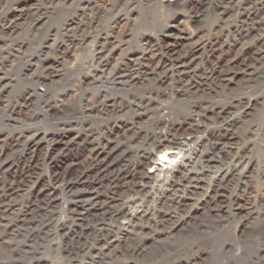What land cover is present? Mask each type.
<instances>
[{"label": "bare ground", "instance_id": "1", "mask_svg": "<svg viewBox=\"0 0 264 264\" xmlns=\"http://www.w3.org/2000/svg\"><path fill=\"white\" fill-rule=\"evenodd\" d=\"M133 1L136 2V0H123L122 4H125L124 6L130 5V2L132 3ZM137 1L147 4L154 2V0ZM181 1L167 0L165 8L172 10ZM259 2L254 7H248L242 4V0H223V2H219V0H184L186 9L192 15L189 19L195 27L193 33L188 31L182 23L166 24L164 25L166 26L165 31H162L164 29L162 27L154 35L140 32L136 33L137 35L132 32L131 34L130 32L129 34L126 33V37L133 38L136 36L137 49H129L127 51L125 49L116 63L113 62V56L122 49L123 41L112 36L111 31H113L114 26H109V29L106 30L104 24L108 25V21H106L107 13L111 12L113 14L117 10L121 11L120 6L122 5L119 7L114 5L113 8L112 0H93V13L95 14L90 19V22H83L82 26L79 25L77 28L69 30V32L82 30L81 39L76 38L75 35L72 38L73 40L70 39L57 45L51 54L43 53V51L41 53H29L24 51L26 46H21L22 44L17 49L12 48V46L6 47V49L0 48V110L3 113L8 112L7 114L10 116V118H7L8 122L15 124V126L20 125L22 129H26L24 127H28L32 123H38L40 116H42V111H38L39 108H36L39 99L45 97L50 90V85L55 80L62 79L69 73V65L76 66L80 63L79 52L88 47L91 52L89 57L90 66L88 67L90 71H88L86 76L92 78V84L100 83V88L105 87V91H99V95L103 99L98 100L97 103L92 102V105L94 106L96 103L97 111L99 108H110L113 111L116 110V107L118 109V106L119 108H124L120 102L117 104V98L111 99V96L110 99L107 98V93L111 91L116 92V94L124 91L128 92V94L132 93L134 98V100L130 101L128 109L134 108L138 113L137 116L135 112L136 120H126L116 115L114 118L111 116L113 118L111 122L110 120H105L108 124L105 121L103 122V118H100V125L105 124L111 130L103 142L96 139L99 143L95 149L94 158L91 160L93 167L85 169L76 182H67L66 187L63 177L54 176L51 184L49 183V186L47 184L41 189L40 193L45 196L42 203L40 202L41 204L26 203L22 200L23 197L25 198L26 193L30 197L35 193V188L40 181L39 170L37 169L30 168L31 170L22 175L24 184H18L14 180L8 183L5 189L3 187V191L0 194V264H10L8 256L11 255L10 257H13L12 255L16 256L17 253L19 255L21 252V247H19L21 242L19 243V240L25 237L24 235L29 229L38 225L42 216L47 217L57 208L59 204L58 190L61 191L65 187L66 191H71L79 183H81L80 185H86V180L92 175H96L98 179L109 178L107 188H97V185L102 186L100 184L95 187L86 185V193L94 197L81 200L78 203L73 202V207H69L73 222L71 228H68L67 238L78 233H80V237L78 236L72 241L71 247L68 246L69 244L65 246L61 244V251L67 253V260L73 258L84 259L83 256L87 257L86 252L90 250L92 244H86L87 240L85 243H81L80 239L87 237L85 235L88 234L89 229L97 230V233L102 234V232L111 230L120 219L134 218L131 209L146 199L143 195L146 189L150 187L153 190L156 184L165 182L166 178L160 181L159 174L171 173L170 169L165 167L166 165L168 167L173 166L179 158H185L188 153L196 151L199 144H202V146L204 144L207 145L205 147L211 146L213 150L217 148V145L222 141V137H226L222 135V127L226 126L227 128L224 130V134L231 127L232 123H230L229 117L242 109L247 111L242 112L240 117L245 114L249 115L247 112L255 109L260 103L257 98H252L253 95L251 97L253 92L251 91L252 87L249 86L254 78L264 75V0H259ZM35 3H38V1L18 0L15 3L11 10L15 17L8 27L12 38L17 33H35L44 20L43 17L47 16L48 13H42L40 7H35L37 6ZM233 4L234 6H232ZM211 10L214 14L219 13V16L216 17L218 22L214 27L206 31L198 24V18L204 13H212L210 12ZM115 24L116 21L113 25ZM143 25L144 28H147V26H155V23L145 21ZM223 26L227 28V34H224L223 31V33L219 34V29ZM80 27L83 29H80ZM133 27L138 28L140 25L134 23ZM67 31L66 29V37ZM199 36L201 37L199 38ZM111 39L114 42H111ZM177 46L183 47V53L173 55L172 51ZM247 53H251L254 58L247 60L245 57ZM15 62L21 65L22 70L30 74V85L29 87L24 85L26 87L17 95L15 101L11 103L9 90L13 88L12 83L15 80L8 73V69H13ZM81 69H87L83 59ZM89 72H92V74H89ZM245 82L247 84L244 86ZM39 88L45 90L43 91L44 94L42 90L39 91ZM137 89L138 91H135ZM140 91H143L142 93L144 94L140 93V96H138L137 94ZM64 94L66 93H60L59 97L61 98ZM176 97L182 102L173 101L174 107L178 108V116L180 117L181 115V120L179 119L178 123L171 121L170 115L174 110L170 102L166 103L165 106L160 104L161 108H157V112L154 111L152 113L153 109L151 110L150 106L157 99L170 98L172 102V99H176ZM8 102L11 105L7 104ZM59 102L61 103L60 100ZM3 103L5 104L2 106ZM215 104H217V107L211 110L212 120L222 121V118L228 119H226V124L225 121L221 123L223 126L221 125L211 130L208 124L211 121H209L207 115L209 113L208 109L214 108ZM70 105V103H65L59 107L53 105L52 102H49L48 106L46 103L47 113L50 110H55L53 115L56 118L60 116L59 120H61L62 125L64 124L63 128L56 133L40 135L38 131L30 129L17 131V127H12L11 125V129L6 125L7 130H9L8 134L0 131V177L5 176L13 168L14 164H11L10 158L20 149H24L23 153L28 154L37 150L43 143L54 147L65 144L63 132L66 130L64 126L68 125L69 122H63V120L68 119L66 116L70 108H76V105ZM93 108L89 109L88 106L86 110L90 111ZM148 117H151L153 121L150 125L151 132L145 131L141 127ZM172 118L174 119L175 117L172 115ZM0 121H3V123L5 121L2 116ZM262 122L260 137L262 143H264V118ZM185 124H189V129L187 131L184 129L185 133L181 134L180 132L183 131ZM16 131L17 133H15ZM129 134H131V137H129ZM199 134L202 135L200 136ZM243 135H234L228 140L227 145L223 146L225 147L226 156L233 153V147L238 144L241 137H244ZM90 137L83 138L80 143L74 140L70 144L66 142V147L71 148V151L74 149L76 152L90 143L88 142ZM75 146L77 147L75 148ZM66 150H63L64 154H60V160L66 156ZM155 154L160 155L157 162ZM244 157H241L240 161ZM208 160L210 161L212 158ZM205 161L207 160L205 159ZM209 161L205 163L204 157L197 154L194 159L190 158V162L187 164L191 163L195 168L200 166L203 170L201 174L195 175L193 173L192 177L187 175L182 180H179L182 175L180 176V174L175 172L178 175L174 173L173 179L167 181L166 191L169 192V196L164 198H166L165 202L169 201L168 204H171L168 207L172 208L168 210L165 207L168 211L178 214L181 207L186 204L187 200L185 199L187 196H192L199 184L209 178L210 174H207L204 168L209 170L218 168V166L209 165ZM122 162H125V164L121 168ZM151 164L155 169L154 175H151L152 171L150 173L145 172V168ZM161 164L164 166H161ZM244 165V168L238 171L236 177H234L235 181L233 179L227 180L229 169L225 171L224 176L218 169L217 189L213 190L209 197L202 202L206 214L220 215L221 209L227 207L231 216H245L246 223L255 222L259 218L257 213L259 212V201L254 198L251 192L250 176H246L247 169L251 167L252 161L249 159L244 162ZM164 167L167 169L166 171H164ZM260 178L264 180V164L260 170ZM225 181L227 185L222 186ZM240 185L245 188L244 193L236 197V204L233 205L231 198ZM102 192L105 197L99 199ZM220 192H222L223 196L222 203L217 200ZM154 202L161 204L160 199ZM79 203L82 204L80 207H78ZM160 210L162 211V209ZM160 210H156L154 214L152 212V216L155 218L151 229H149L150 232L155 230L156 236L159 237L145 238L149 232L144 231V227L137 225H131L127 230H121L122 232L118 229L119 231L116 230L117 232L113 236L114 239L109 243H105L96 256H89L90 258L87 259L89 262L86 264H185L183 260L185 258L187 264H208L212 258L211 246L205 248L196 242L189 243L192 241L188 237L190 230L188 231V226H183L184 223L183 225L178 224L177 228L182 227L175 232L163 233L167 221H172L174 218L170 215L167 217L159 215L161 219L156 221L158 219L157 214H159L157 211ZM142 214L144 216H141L140 219H147V212L144 211ZM52 215H54V212ZM207 217L209 216L207 215ZM190 218L186 219L189 220ZM182 219L183 217L179 215L178 221L180 222ZM85 224H87V227H90V225L91 227L86 230L82 229ZM51 225V223L47 225L48 229ZM60 228L55 225L56 233H58ZM50 232L48 230L43 240L51 239L52 233ZM95 238H98L97 234H95ZM77 248L78 252L75 251ZM37 264L48 263L38 261Z\"/></svg>", "mask_w": 264, "mask_h": 264}, {"label": "rangeland", "instance_id": "2", "mask_svg": "<svg viewBox=\"0 0 264 264\" xmlns=\"http://www.w3.org/2000/svg\"><path fill=\"white\" fill-rule=\"evenodd\" d=\"M17 1L18 0H0V48L1 49H6V47H11V46L12 48L17 49L22 44L21 46L23 45L26 46V49H24V51H28L29 53L32 52L41 53L43 51V53L51 54L53 52V49L57 47V45L67 42L68 40L72 39L75 35L76 38L81 39L82 37L81 35L83 33L82 30H76L77 33L75 31L69 32V30H72L73 28H77L79 25L82 26L83 22L84 23L90 22V19L95 14L93 13L94 12L93 0L91 1L35 0L38 1V3H35L37 5L35 7H40L42 13H48L47 16L43 17L44 20L41 22L35 33L21 31L22 33H17L13 35L12 38V35L9 32L8 27L14 20L15 16L11 12V10ZM254 1L257 2L255 3ZM122 2L123 0L121 1L112 0L113 8L114 5H116L117 7L122 5L120 6L121 11L117 10L113 14L111 12H108L106 19V21H108L107 22L108 25L106 26V23L104 24L106 30L109 29L108 28L109 26L111 27L114 26L113 31L110 30L112 36H114V38L117 37L118 39H121L123 41L122 49L119 52H116V54L113 56L114 63H116L120 59V57L122 56L121 53H123L125 49L126 51L129 49L132 50L137 49V44L135 41L136 36L133 37L134 39L132 37H126L127 36L126 33L129 34L130 32L131 34L132 32L135 33V35H137L136 33L140 32V33H148L154 35L162 27L164 28L162 31H165L166 26L164 25L166 24L173 25L179 23H182L183 26H185L186 29L191 33L194 32L195 27L194 25H192L189 19V17H191L192 15H190L189 11L186 9L184 0H182L181 3H179V5L173 8L172 10H168L165 8L167 4V0H154V2L156 3L153 2L151 4H147L142 1L139 2L136 0V2L134 1L132 3L130 2V5L127 4L126 6H124L125 4H122ZM219 2H223V0H219ZM113 3H117V4H113ZM257 3H260L259 0H242V4L248 7L251 6L254 7L255 5H257ZM232 6H234V4ZM117 7L115 8L117 9ZM210 12H212V10ZM218 16L219 13H215V14L213 12L210 14L204 13L202 14V16L200 15V18H198V22H199L198 24H200L201 28L207 31L217 24L218 21L216 17ZM114 17L116 18L114 19ZM103 21L105 22V20ZM115 21L116 24L113 25ZM145 21H148L149 23L150 22L155 23V26L153 25L155 28L153 26H147V28H151V29L144 28L143 24L145 23ZM156 22H158V24H156ZM134 23H136V25H140V27L138 28L133 27ZM66 29L68 30L67 37L65 36ZM80 29L83 28L80 27ZM222 31L224 32V34H227L226 27L223 26L221 29H219V34L223 33ZM200 37L201 36H199V38ZM110 41L114 42V40L112 39ZM182 51H183V47L177 46L172 51V53L173 55H179L183 53ZM199 54L201 55V53ZM90 56H91V52L89 47L79 52V59H81L80 63H78L76 66L69 65L70 67L69 73H67L64 78L55 80L54 83L50 85L49 88L50 90L45 95V97L39 99L36 108L37 109L39 108L38 111L40 110L42 111V116H40L38 123H32V125L28 127L27 126L24 127L26 129L38 131L40 135H43L45 133H56L63 128L64 124L62 125L61 120H59L60 116L56 118V116L53 115L55 110H50L47 113L48 109H46V103L48 106L49 102H52L53 105H57L59 107L60 105L65 103L76 105V108L72 107L70 108L69 111H67L66 118L68 119L63 120V122L64 121L69 122L68 125L64 126L66 130L65 132H63L65 137L64 140L65 144H63L62 146L54 147L43 143L37 150L31 151L28 154L23 153L24 149L23 150L20 149V151L13 154L11 158L9 156V158L11 159L9 160L11 161V164H14V166L13 168H11V170H9V172L5 174V176L3 175L0 177V194L3 191V187L5 189V186L11 181L15 180V182L18 184H24L22 175H25V173H27L28 170L37 169L39 170L40 181L37 187L35 188V193L32 195V197H30L26 193L25 198L23 197L22 200L23 202L25 201L26 203L41 204L45 198L44 194L40 193L41 189L44 186H47V184L49 186L54 176L61 178L63 177L65 179V187H66L67 182L69 183L76 182L82 176L81 174H83L85 169H91L93 167L91 164V160L92 158H94L95 149L97 147V144L99 143L96 139H99L100 142H103L106 139V137L109 135L111 130L109 127L107 128L105 124L102 126L100 125L101 124L100 118L101 119L103 118V122L105 120L107 121L110 120L111 122V120L115 117V115L120 116L122 119H126V120L137 119L136 118L138 116L137 111H135L134 108H132L131 110L128 109L130 101L134 100L133 95L132 93L128 94V92H124V91H121L117 94L114 91H111L110 92L111 94L107 93L108 99H110V96L111 99L117 98L116 99L117 104L118 102H120L124 108H119L118 106V109L116 107V110L114 111L110 108L108 109L99 108L100 111L99 110L97 111L95 104L98 102V100L103 99L101 95H99V91L100 90L105 91L104 90L105 87L100 88L101 86L100 83L92 84V78L86 76L88 75V71H90L88 69V67L90 66V61H89ZM245 57L247 60H251L254 58L251 53H247ZM82 59L87 69H81ZM8 70L10 76H12V78L15 80L14 83H12L13 88H10L9 90V98L11 97L10 102L12 103L13 101H15V98L22 91L23 88H25L26 86L29 87L30 74L22 70L21 65L18 64L17 62H15L13 69L10 68ZM89 74H92V72H89ZM246 84L247 83L245 82L244 86ZM249 86L252 87L251 91L253 92L251 94V97L253 95L252 98L253 99L257 98L260 101V103L255 109L247 112L249 115L245 114L242 117H240V114L242 112L247 111L246 109L244 110L242 109L239 112L234 113L231 117H229L230 123L232 124L231 127L225 132V134H224V130H226L227 128L226 126H224V128L222 127V132H223L222 135L226 136L224 138L222 137V141H221L222 144L221 143L218 144L217 148L214 150L212 149L211 146L205 147L207 145L204 144L202 146V144H199L197 146L198 149L196 148V151H194L193 153L191 152L188 153L185 158H181V159L179 158L173 164V166L168 167V165H166L165 167L167 169H170L169 171H171V173L159 174L158 177L160 181H163L166 178L165 182L156 184L153 190L150 187L146 189V192H144L143 194L144 198L146 199L141 204L137 206L135 205V207L131 209L132 216L134 218L127 220L120 219L119 221L116 222V224H114L111 230L102 232V234L97 233V230L94 229L90 230L89 228L91 227V225L90 227H87L86 226L87 224L83 226L82 229L85 230L89 229V231L88 234L85 235V237L86 236L87 237L80 239V241L81 243H85L87 240L86 244L87 243L92 244L90 250L86 252L87 257L81 255L83 256L84 259L73 258L71 260H67L66 258L67 253L61 251V244L62 245L64 244V246L69 244L68 246H70L72 245L73 243L72 241L74 239H76L78 236L80 237L79 235L80 233H78L74 236L67 238L69 232L68 228H71L73 222V219L69 212L70 209L69 207L70 206L73 207V202L78 203L81 200H86L88 198L94 197L91 194L88 195V193H86L87 186L95 187L97 184H100L102 186L97 185V188L100 189L107 188L108 187L107 183L109 180L108 177L103 179H98L96 175H92L89 179L86 180L87 186L80 185L81 183H79V185L75 186L71 191L70 190L66 191L65 187L61 191L58 190L57 194L59 196L58 197L59 204L57 208L53 211L54 215H52L53 214L52 212L47 217L42 216L41 217L42 219L41 218L39 219L40 224L38 223V225H36L37 227L35 226L28 230V232L24 235L25 237L22 238V240L20 239L21 241L19 240V243L21 242V244H19V247H21L20 254L18 255L17 253L16 256L12 255L13 257H10L11 255H9L8 256L9 263L16 264V262L18 261L17 264H37L38 261H45L48 264H86L89 262L87 259H89L91 256H96L98 254V251L104 247L105 243H109L114 239L113 236H115V232L119 230L120 231L127 230L131 225L144 227L145 228L144 231L149 232L147 233V236L145 238L151 239L152 237H159L156 236L157 234H155V230H153V232H150L149 229H151V225L154 223V218H155L154 216H152V212L154 214L156 210L162 209L163 212L161 210L157 211V213L159 214H157L158 217L156 216L158 218L156 221H159V219H161L159 218V215L165 217L170 215L174 218L172 221H167V224H165L164 226L165 228L163 229V233L166 234L172 231L175 232L182 227L180 226L177 228V226H179L180 224L183 225L184 223L183 226L184 227L188 226L189 227L188 231L190 230L188 237H190L192 241L189 243L196 242L200 244L201 247H205V248L211 246L212 258L208 264H264V203H263L264 180L260 178V170L262 169V166L264 164V145H263L264 143H262L260 137L261 126L263 125L262 119L264 118V75L259 78L258 77L254 78L252 80V83L249 84ZM41 90L42 93L44 94L43 91L45 90H43V88H39V91ZM135 91H138V89ZM135 91L133 92L135 93ZM144 91L147 92L146 90ZM142 92L143 91L138 92L137 95L140 96L139 95L140 93L143 95L144 93ZM60 93L61 94L66 93V94H64L60 98L59 97ZM59 100L61 101V103L59 102ZM173 101L182 103L181 101H179L178 97H176V99L173 98L172 102L170 98L157 99L150 106L151 110L153 109L152 113H154V111L157 112V110L161 108V106H159L160 104L165 106L166 103L170 102L171 107H173L172 109L174 110L173 113L170 115V118L172 119L170 120L175 121V123H178L179 122L178 120L179 119L181 120V115L180 117L178 116L179 115L177 110L178 108L174 107ZM10 102H8L7 104L11 105ZM92 102H96L94 106L92 105ZM4 104L5 103H3L2 106ZM215 105L216 106L214 108L208 107L209 113L207 111L208 113L207 118L209 119V121H211L208 122L209 126L211 127L210 128L211 130L221 126L222 125L221 123L223 121H225L226 124L227 123L226 119H228V118H224V119L222 118V121L220 120L217 121L215 119L212 120L213 116L211 115V110L217 107V104ZM88 106L89 109L93 107L94 108L90 111L86 110ZM155 108L156 110H154ZM135 112L137 116L135 115ZM7 113L6 112L3 113V111L0 110V117L2 116L3 119L5 120L4 123L3 121L2 122L0 121V131H3L4 134H8L9 130H7L6 125L8 126L9 129H11L10 127L11 125L12 127H17V131H21L22 127H20V125L15 126V124L8 122L7 118H10V116ZM172 115L173 117H175L174 119L172 118ZM105 123L108 124V122L106 121ZM152 123L153 121L151 120V117L150 118L148 117V119L145 120V122L141 127L143 130L145 129V131L147 130L151 132L150 125ZM188 125L189 124H185V126L183 127V131L180 132L181 134L185 133L184 129H186V131L189 129ZM26 129H22V131ZM17 131L15 133H17ZM234 135L235 136L243 135L244 137L243 138L241 137L240 138L241 140L239 139L238 144L233 147V151H232L233 153L229 156H226L224 152L225 147L223 146ZM85 137L87 138L90 137L88 141L90 143L86 144L78 151L75 152L74 149L71 151L70 150L71 148L66 147V142L67 143L69 142V144L73 143L74 141L80 143L82 142V139ZM129 137H131V134H129ZM76 147L77 146H75V148ZM64 149L65 150L67 149L66 156L63 155L64 157H62V159L60 160V154L63 153ZM197 154L198 155L200 154L201 157H204L205 163L209 161L208 159L212 158V160L209 161L210 162L209 165L211 166L215 165L218 166V168H211L210 170L208 168H204L205 172L207 174H210L209 178L206 181L201 182L199 184L195 192L192 193V196L189 195L187 196V198L185 199L187 200L186 204L181 207L180 211H178L179 212L178 214L172 213V211H168L169 209H172L171 207H168L171 204H168L169 201L165 202L166 198H168L169 196V192L166 191L167 190L166 183L167 181L173 179L172 176L176 174L175 172L180 174V176L182 175L179 180H182L187 175L192 177L194 174L195 175L201 174L203 170L200 168V166L198 168H195L193 164L191 163L189 165L187 164L188 162H190V158L194 159L195 155ZM243 156L245 157L243 158V160L240 161V158ZM155 158L157 162V160H159L160 158V155L155 154ZM205 159L207 161H205ZM249 159L252 161V165L247 169L246 176L248 177L250 176L249 179L251 182L250 184L251 192L254 198L257 201H259V206H258L259 212H257L259 218L255 220V222L250 221L246 223L245 216L243 215L236 217L231 216L230 213L228 212L227 207L221 209L220 215L206 214V210L202 202L206 200L207 197H209L210 193L213 190L217 189L216 181L219 175L218 171L220 170L221 174L224 176L225 171L229 169L228 170L229 177L227 180L233 179V181H235L234 177H236L237 172L244 168L245 166L244 162ZM124 164L125 162L121 163L120 165L121 168L124 166ZM161 166L164 165L161 164ZM165 167H164V171L167 170L165 169ZM177 170L181 172H178ZM151 171H152L151 175H154L155 169L152 164L145 168L146 173H150ZM91 174H93V172H91ZM224 185L225 186L227 185L226 181L225 184H222V186ZM244 190L245 188H243L240 185V187L236 191H234L233 196L231 198L233 205L236 204L235 202L236 197L241 196V194L244 193ZM223 191L225 192L224 189ZM207 192L209 193L207 194ZM222 192H220V195L218 196L219 198L217 197V200H219L220 203H222L221 201H223ZM102 197H105V194L103 192L100 194L99 199H102ZM157 199H160L161 204L159 203L156 204V202H154ZM81 205L82 204L79 203L78 207H80ZM224 207H225V197H224ZM144 211H146L148 214V217L145 220L140 219L141 216H144V214H142L144 213ZM179 215L183 217L182 219L183 221L182 220H180V222L178 221ZM207 215L209 217H207ZM188 217L191 218L188 220L186 219ZM49 223H51L52 225L48 229L47 225ZM55 225L61 227L58 233H56L55 231ZM48 230L51 231L50 233H52V237L51 239L47 238L43 240L44 235L48 232ZM95 234H97L98 238H95ZM98 235L100 236V238ZM63 241H65V243H63ZM75 251L78 252V248ZM183 260L185 264H187L186 258Z\"/></svg>", "mask_w": 264, "mask_h": 264}]
</instances>
